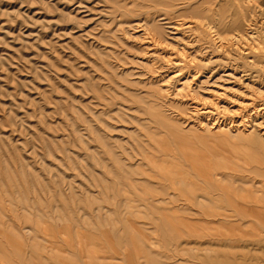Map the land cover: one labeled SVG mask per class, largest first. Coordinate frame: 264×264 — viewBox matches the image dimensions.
Listing matches in <instances>:
<instances>
[{
    "label": "rangeland",
    "instance_id": "1",
    "mask_svg": "<svg viewBox=\"0 0 264 264\" xmlns=\"http://www.w3.org/2000/svg\"><path fill=\"white\" fill-rule=\"evenodd\" d=\"M236 1L0 0V264H264V143L214 129L264 100Z\"/></svg>",
    "mask_w": 264,
    "mask_h": 264
},
{
    "label": "bare ground",
    "instance_id": "2",
    "mask_svg": "<svg viewBox=\"0 0 264 264\" xmlns=\"http://www.w3.org/2000/svg\"><path fill=\"white\" fill-rule=\"evenodd\" d=\"M208 1V0H207ZM242 2L244 1V0H241ZM252 0H250V2H251ZM204 2H206V1H204ZM212 2H213V0H212ZM237 3H238V0L236 1ZM244 2H246V1H244ZM249 2V1H248ZM249 2V3H250ZM211 3V2H210ZM209 3V4H210ZM217 3V2H216ZM236 3V4H237ZM206 4V3H205ZM214 4H215V2H214ZM213 4V5H214ZM218 4V3H217ZM240 4V3H239ZM248 4V3H247ZM246 4V5H247ZM216 5V4H215ZM251 5V4H250ZM257 5H259L258 3H257ZM202 6H204V5H202ZM212 6V5H211ZM240 6V9L242 10V8H241V5H239ZM248 6H249V4H248ZM254 6V5H253ZM256 6V5H255ZM260 6V8H261V5H259ZM216 7H217V5L215 6V9H216ZM258 7V6H257ZM263 7V6H262ZM207 8V7H206ZM253 8H255V7H253ZM253 8H251L250 10L252 11V12H254V10H253ZM203 9V8H202ZM218 10H219V8H217ZM238 9V8H237ZM206 10V9H205ZM209 10V9H208ZM250 10H249V12H250ZM259 10V9H258ZM212 11V10H211ZM246 11V10H245ZM261 11V10H260ZM200 12H202V11H200ZM210 12V11H209ZM209 12H208V15H209ZM213 12V11H212ZM217 12V11H216ZM235 12V11H234ZM251 12V13H252ZM246 13V12H245ZM258 13H260V12H258ZM212 14V13H211ZM216 14V13H215ZM235 14H237V13H235ZM253 14V13H252ZM257 14V13H256ZM166 15V14H165ZM164 15V16H165ZM249 15V14H248ZM251 15V14H250ZM216 16V15H215ZM146 17V16H145ZM203 17V16H202ZM211 17V16H210ZM209 17V18H210ZM247 17V16H246ZM253 17H254V15H253ZM209 18H204V19H208L207 20V22H208V25L211 27V28H215V25H213L215 22H213V21H210V19ZM212 18L214 19V16H212ZM244 18V17H243ZM248 18V17H247ZM251 18V17H250ZM145 19V21L144 22H141L142 24H140V26L139 27H142L143 28V37L142 38H146L147 39V42H149V44H150V46H152V39L154 38V40H155V37H153L152 36V32H151V29H150V27H149V24H150V22H149V20L147 19V18H144ZM225 19V18H224ZM227 19V18H226ZM238 19V18H237ZM237 19H234L235 21L237 20ZM245 19V18H244ZM249 19V18H248ZM218 20V19H217ZM244 21V20H243ZM249 21H250V19H249ZM198 22V21H197ZM202 22H204V20L202 21ZM217 22V21H216ZM226 22V21H225ZM225 22H224V24H225ZM246 22H247V24H249L250 22H248L247 20H246ZM252 22V21H251ZM256 22V21H255ZM187 23V22H186ZM221 23V22H220ZM230 23V22H229ZM232 23V22H231ZM253 23V22H252ZM184 24V23H183ZM212 24V25H211ZM235 24V23H234ZM161 25V24H160ZM189 26L188 27H201V25L202 24H199V22L198 23H194V21L193 22H189V24H188ZM231 25V24H230ZM242 25L243 24H241V27H242ZM174 26V25H173ZM181 26H182V24H179V22H178V24H177V28H178V30H180L181 29ZM203 26V25H202ZM245 26V25H244ZM247 26V25H246ZM252 26V25H251ZM254 26V25H253ZM138 27V26H137ZM176 27V26H175ZM196 27V28H197ZM207 27V26H206ZM230 27H232V25L231 26H229V28ZM233 27H234V31H236V30H238V31H240V33L242 32L241 31V27L240 26H237V27H239L240 28V30L239 29H236L235 28V25H233ZM184 28H186V27H184ZM255 28V27H254ZM188 29V28H187ZM203 29H204V27H203ZM206 29H208V28H206ZM206 29H204L205 31H206ZM217 29V28H216ZM219 29V28H218ZM233 29V28H232ZM236 29V30H235ZM191 30V29H190ZM198 30V29H197ZM211 30V29H210ZM253 30H255V29H253ZM264 30V29H263ZM182 31V30H181ZM212 31V30H211ZM210 31V32H211ZM219 31V30H218ZM217 30H215L214 29V33H213V35H211V37L210 36H208V37H210V39L209 40H211L212 41V43H216L217 42V40L219 41V40H221L222 39V37H221V35H220V32H218ZM229 31V29L227 28V31L226 32H228ZM233 31V32H234ZM237 31V32H238ZM246 31V30H245ZM252 31V30H251ZM250 31V32H251ZM209 32V31H208ZM230 32V31H229ZM228 32V33H229ZM254 32H256V31H254ZM262 32V31H261ZM205 33H207V32H205ZM231 33V35H232V32H230ZM235 33V32H234ZM233 33V35H236V34H234ZM239 33V32H238ZM263 33H264V31H263ZM208 34V33H207ZM224 34V33H223ZM245 34V33H244ZM247 34H248V31H247ZM256 34V33H255ZM170 35V34H169ZM168 35V36H169ZM225 35V34H224ZM207 36V35H206ZM206 36H205V38H206ZM231 37H233V36H231ZM230 37V38H231ZM241 38V40H242V37L239 35V34H237L236 35V37L235 38ZM246 37V36H245ZM230 38H228L229 40H230V42H235V41H233V38L232 39H230ZM248 38L250 39V40H252L253 41V38H254V33L252 32V33H250L249 35H248ZM247 38V39H248ZM157 40H159V39H157ZM228 40V41H229ZM236 40V39H235ZM238 40V39H237ZM249 40V41H250ZM258 40V39H257ZM161 41V40H160ZM197 41V40H196ZM211 41H210V43H211ZM222 41V40H221ZM256 41V40H255ZM159 42V41H158ZM162 42V41H161ZM220 42V41H219ZM218 42V43H219ZM241 42V41H240ZM154 43V42H153ZM209 43V42H208ZM210 43H209V45H210ZM157 44V43H156ZM156 44L154 43L153 45H155L156 46ZM229 44V43H228ZM231 44V46H233L234 48H237V51H238V49L239 50H241V51H238V52H241L243 55H245L246 56V58H247V60L249 61L250 60V64L252 63V64H255L257 61H256V57L257 56H261V57H264V56H262V55H264V46L262 45H260L261 47H259V46H252L253 45V43H252V47H249V48H247V46L245 47V46H239V45H237L236 43L234 44V43H230ZM247 44V43H246ZM250 44V43H249ZM257 44H259V41H258V43ZM261 44V43H260ZM223 45H225V43H223ZM223 45H221L222 46V48H223ZM242 45H244V44H242ZM217 46H219V45H217ZM216 46V47H217ZM177 47V46H176ZM207 47H210V46H207ZM214 47H215V45H214ZM214 47H212V48H214ZM216 47L214 48V49H216ZM225 47V46H224ZM229 47V46H228ZM246 49H245V48ZM218 48V47H217ZM221 48V49H222ZM226 48V47H225ZM183 50H184V48H182ZM186 49V48H185ZM201 49V48H200ZM203 49V48H202ZM218 49H220V48H218ZM227 49V48H226ZM174 50V49H173ZM182 50V51H183ZM187 50V49H186ZM228 50V49H227ZM229 50H230V48H229ZM231 50H232V48H231ZM236 50V49H235ZM198 51H200V50H198ZM202 51V50H201ZM232 51H234V50H232ZM160 52V51H159ZM180 52V51H179ZM187 52H188V50H187ZM197 52V51H196ZM185 52H183V54H184ZM203 53V52H202ZM228 53H230L229 51H228ZM182 54V53H181ZM192 54V53H191ZM196 54V53H195ZM231 54V53H230ZM232 54H234V53H232ZM185 55V54H184ZM183 55V56H184ZM196 56V55H195ZM237 57V56H236ZM168 58V57H167ZM182 60V59H181ZM180 61V60H179ZM171 62H173V61H171ZM183 62V61H182ZM182 62H180V63H182ZM263 62V61H262ZM245 63V62H244ZM260 63V62H259ZM183 64H185L184 62H183ZM257 64V63H256ZM255 64V65H256ZM260 64H263V63H260ZM249 65V64H248ZM257 66V65H256ZM251 67V66H250ZM229 68V67H228ZM233 68H234V66H233ZM261 68V67H260ZM263 68V67H262ZM235 70V69H234ZM198 71H200V70H198ZM197 71V72H198ZM260 71V70H259ZM263 71V70H262ZM199 73V72H198ZM204 74V73H203ZM210 74V73H209ZM219 74V73H218ZM230 75V74H229ZM195 76V75H194ZM194 76H193V79H194ZM198 76V75H197ZM232 76V75H231ZM230 76V77H231ZM256 77V76H255ZM241 78H242V76H241ZM192 79V80H193ZM248 79V78H247ZM253 79V78H252ZM249 80V79H248ZM169 81V80H168ZM171 81V80H170ZM170 81H169V83H170ZM264 81V80H263ZM186 82V81H185ZM261 82H262V80H261ZM168 83V82H167ZM185 85V84H184ZM252 85V84H251ZM263 85V84H262ZM197 86H199V85H197ZM242 86V85H241ZM264 86V85H263ZM263 86H260L259 85V89L260 90H263L264 91V87ZM199 89H200V86L198 87ZM163 89V88H162ZM161 89V90H162ZM194 89V88H193ZM195 90V89H194ZM199 91V90H198ZM197 92V91H196ZM254 93H257V92H254ZM253 93V94H254ZM225 94V93H224ZM229 94V93H228ZM221 95H223V94H221ZM179 96V95H178ZM212 96V95H211ZM224 96V95H223ZM254 96V95H253ZM256 97H257V95H255ZM261 96V95H260ZM172 97V96H171ZM259 97V96H258ZM231 98V97H230ZM252 98V97H251ZM250 98V99H251ZM260 98V97H259ZM256 99V100H251L250 101V103H248V102H242L241 103V105H242V107L244 106V108L246 109V115H245V113H244V115L247 117V118H249L250 120H249V122H246L245 124H242L241 122H239V124H238V119L241 117V116H243V115H241L240 113H238V114H240V117L237 119V121L236 120H234L233 118V121H232V119L230 118V120L231 121H215L214 122V129H215V133H217V134H219V136L221 137L222 135H224L227 131H229V130H234V131H236L237 133H239L240 135H243V136H247V137H249V138H251V139H258L257 141H262L263 143H264V100H261L260 101V99ZM264 98V97H263ZM204 99V98H203ZM213 99V98H212ZM219 99V98H218ZM217 99V100H218ZM254 99H255V97H254ZM258 100V101H257ZM233 101V100H232ZM227 102V101H226ZM217 103V102H216ZM216 103L214 102V104L213 105H216ZM230 103V102H229ZM232 103V102H231ZM198 104H200V103H198ZM204 104V103H203ZM205 105H208V103L206 102L205 103ZM213 105L211 104L210 106H208V107H210L211 108V106L213 107ZM228 105V104H227ZM194 106V105H193ZM197 106V105H196ZM217 106H219V108L222 106H224V105H221L220 106V104H217ZM237 106H240V105H237ZM195 107V106H194ZM202 107V106H201ZM205 107V106H204ZM207 107V106H206ZM207 107V108H208ZM221 107V108H222ZM225 107L226 106H224V110H226L225 109ZM235 107V106H234ZM241 107V108H242ZM189 108H190V106H189ZM191 108H192V106H191ZM198 108H199V106H198ZM203 108V107H202ZM213 108H215V107H213ZM213 108H211L212 109V111L214 110ZM218 108V109H219ZM230 108V107H229ZM193 109V108H192ZM192 109H191V111L190 112H192ZM206 109V108H205ZM194 110V109H193ZM199 110H200V108H199ZM237 110V109H236ZM239 110V109H238ZM210 111L211 110H205V111H203L204 113H205V115H206V113H210ZM217 111V110H216ZM228 111V110H227ZM229 111H230V109H229ZM228 111V112H229ZM241 111H242V109H241ZM197 112H198V114L200 113L198 110H196V113L195 114H197ZM202 112V111H201ZM238 112H240V111H238ZM243 112V111H242ZM203 113V114H204ZM214 113H217V112H213V114ZM191 114V113H190ZM194 114V112H192V115ZM201 114V113H200ZM210 114H212V113H210ZM212 114V115H213ZM223 115H225V112L224 113H222ZM236 113L234 112V115H235ZM238 114L237 115H235V117H237L238 116ZM204 115V116H205ZM211 115V116H212ZM218 115V114H217ZM201 116H202V114H201ZM216 116V115H215ZM218 116H220V115H218ZM207 117V116H206ZM209 117V116H208ZM213 117H214V115H213ZM234 117V116H233ZM215 118H217V117H215ZM228 118V117H227ZM227 118H225V119H227ZM246 118V119H247ZM201 119V118H200ZM219 119V118H218ZM223 119V118H222ZM246 119H244V117H243V120H246ZM209 120V119H208ZM212 120V119H211ZM216 120V119H215ZM224 120V119H223ZM229 120V119H228ZM199 122V121H198ZM235 122H237V123H235ZM243 122V121H242ZM245 122V121H244ZM199 123H201V122H199ZM204 123V122H203ZM211 123V122H210ZM195 124H196V122H195ZM195 124L193 123V126H195ZM202 124V123H201ZM207 124V123H206ZM209 124V123H208ZM200 125V124H199ZM205 125V124H204ZM206 126V125H205ZM211 126V125H210ZM197 127V126H196ZM212 127V126H211ZM200 128V127H199ZM206 129V128H205ZM204 129V130H205ZM211 129V128H210ZM212 129H213V127H212ZM203 130V131H204ZM206 131V130H205ZM212 132V131H211ZM233 132V131H232ZM204 133V132H203ZM214 133V132H213ZM201 134V133H200ZM234 134V133H233ZM216 135V134H215ZM226 135V134H225ZM203 136V135H202ZM218 137V136H217ZM216 137V138H217ZM225 137V136H224ZM227 137V136H226ZM230 137V136H229ZM236 137V136H235ZM211 138V137H210ZM209 138V139H210ZM213 138V137H212ZM238 138V137H237ZM246 139V138H245ZM212 140V139H211ZM247 140V139H246ZM248 141V140H247ZM257 141H256V143H257ZM219 143V142H218ZM263 143H260L259 142V146L262 144L263 145ZM256 146H258L257 144H255ZM261 145V146H262ZM262 148H263V146H262ZM255 149V148H254ZM264 150V149H263ZM257 155V154H256ZM257 157H255V159H256ZM258 158H259V156H258ZM255 159H253V160H255ZM262 161V160H261ZM260 160H259V162H258V159L257 160H255V162H257L258 164H260V162H261ZM254 162V161H253ZM263 165V164H262ZM261 165V166H262ZM196 166V165H195ZM193 168H194V166H193ZM258 169V168H257ZM194 171H195V168H194ZM243 174V173H242ZM220 175V174H219ZM186 179H188L189 181L192 179H190V178H186ZM180 181V180H179ZM219 181H220V179H219ZM253 181H255V180H253ZM257 183V182H256ZM260 183V182H259ZM263 183V182H262ZM262 183H260V184H262ZM257 185V184H256ZM263 186V185H262ZM221 188V187H220ZM252 190V189H251ZM262 191V190H261ZM260 193V192H259ZM262 193H264V192H262ZM231 194V193H230ZM232 195V194H231ZM233 196V195H232ZM241 198V197H240ZM248 198V197H247ZM260 197H258V199H259ZM242 199V198H241ZM245 200V199H244ZM256 200V199H255ZM246 201H248V200H246ZM262 201H264V200H262ZM254 202H256V201H254ZM257 202H258V200H257ZM252 203V202H251ZM0 205H1V203H0ZM256 205V204H255ZM260 205H261V203H260ZM240 206V205H239ZM241 206H242V204H241ZM245 206V205H244ZM263 206V205H262ZM253 207V206H252ZM242 208V207H241ZM243 208H245V207H243ZM251 209V208H250ZM250 209H248V210H250ZM222 210V209H221ZM225 211V210H224ZM254 212H256L255 210H253ZM253 211L252 212H250L251 214L253 213ZM1 212V211H0ZM247 212V211H246ZM231 214H232V212H231ZM234 214V213H233ZM254 214V213H253ZM256 214V213H255ZM219 215H221L220 213H219ZM222 216H224V215H222ZM226 216V215H225ZM259 215H257V217H258ZM233 217V216H232ZM231 217V218H232ZM262 217V216H261ZM234 218H236V217H234ZM260 219V218H259ZM251 220V219H250ZM253 222V221H252ZM235 223V222H234ZM238 223V222H237ZM249 223H250V221H249ZM236 225V224H235ZM240 225V224H239ZM247 225V224H246ZM245 225V226H246ZM256 225L257 224H255V227H256ZM252 226V225H251ZM234 228H237V227H234ZM241 228H242V225H241ZM240 227H239V229H241ZM238 229V228H237ZM257 229H260V226L257 228ZM240 231H242V230H240ZM259 231V230H258ZM261 231V230H260ZM242 233V232H241ZM240 233V234H241ZM260 233V232H259ZM262 233H263V231H262ZM235 234V233H234ZM238 235H240L239 233H237ZM261 234V233H260ZM233 237V236H232ZM234 237H236V236H234ZM238 237V236H237ZM239 248V247H238ZM252 257V256H251Z\"/></svg>",
    "mask_w": 264,
    "mask_h": 264
}]
</instances>
